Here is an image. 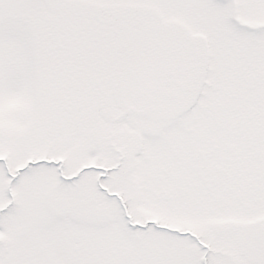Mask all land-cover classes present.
I'll use <instances>...</instances> for the list:
<instances>
[{"label": "rangeland", "instance_id": "1", "mask_svg": "<svg viewBox=\"0 0 264 264\" xmlns=\"http://www.w3.org/2000/svg\"><path fill=\"white\" fill-rule=\"evenodd\" d=\"M190 37L206 72L175 109L150 71ZM133 40L139 57L113 62ZM257 110L264 0H0V264H180L191 244L159 227L182 223L162 199L174 190L179 204L189 185L173 187L160 167L177 178L188 168L204 191L213 174L203 169L220 179L238 166L223 160L225 124L254 123Z\"/></svg>", "mask_w": 264, "mask_h": 264}, {"label": "flooded vegetation", "instance_id": "2", "mask_svg": "<svg viewBox=\"0 0 264 264\" xmlns=\"http://www.w3.org/2000/svg\"><path fill=\"white\" fill-rule=\"evenodd\" d=\"M192 47H196L194 43ZM187 49H184V55L163 63L164 67H161V70L163 77L166 78L164 82V85L167 83L166 89H169L171 85L186 86L188 82L191 87L196 88L198 70L202 71L201 75L204 74L206 63L198 48L192 49L193 58L187 55ZM170 62L172 67L167 66ZM181 72H186L184 79L180 78ZM252 88L256 89L254 86ZM263 117V113L258 112L254 117V123L246 121V123L225 124L223 138H218L220 145H224L225 149L226 157L223 160L226 164L228 160L236 161L238 166L228 172L223 169L218 171L220 179L216 178L218 175L215 168L203 169L202 171L206 173L205 178L213 174L211 183L216 185L214 187H212L213 184L207 185L204 191L200 192L198 185L186 181L188 168L187 170L185 168L177 178L173 176L172 171L169 173L164 165L160 167V173L171 178L173 187L178 184L188 183L189 185L187 190H184L185 195L188 196L179 202L180 205L171 201L174 190L166 193L162 199L163 207L166 208L163 210L172 211L173 208L181 210L179 214L182 216V223L159 227L164 232L176 235L191 244V256L181 257L182 250L177 251L180 256L178 263L264 264V123H261ZM172 140L179 145L180 142L187 141L185 137ZM212 141L215 142V139ZM192 147H195V144ZM216 150L217 153L218 147ZM178 167L186 166L179 164ZM192 178L195 179L196 175L193 174ZM252 205H258V208ZM220 214L226 217H218ZM189 223L194 226H187ZM149 225L150 223L145 227ZM152 225L157 226V223L153 222ZM251 226L254 231L250 234L248 241L255 243V249L252 251L253 260H249L243 253L242 245L245 242H241L243 232L249 230ZM73 244V251L81 255L83 247H81L80 236L73 239Z\"/></svg>", "mask_w": 264, "mask_h": 264}, {"label": "water", "instance_id": "3", "mask_svg": "<svg viewBox=\"0 0 264 264\" xmlns=\"http://www.w3.org/2000/svg\"><path fill=\"white\" fill-rule=\"evenodd\" d=\"M252 228V226H251ZM250 228V229H251ZM250 229L243 232L242 236H241V242H245L242 246H243V253L246 255V257L249 260H253V250L255 249V243L251 242L250 240L248 241V238L250 237ZM248 241V242H247Z\"/></svg>", "mask_w": 264, "mask_h": 264}, {"label": "trees", "instance_id": "4", "mask_svg": "<svg viewBox=\"0 0 264 264\" xmlns=\"http://www.w3.org/2000/svg\"><path fill=\"white\" fill-rule=\"evenodd\" d=\"M86 16H88V14H84V16H83V18H86ZM83 29H82V31H84L85 32V34L87 35V40H90L91 38H92V33L94 32L93 30L92 31H89V28H88V26H83L82 27ZM54 132V131H53ZM47 134V133H46ZM47 136H49V135H47Z\"/></svg>", "mask_w": 264, "mask_h": 264}]
</instances>
